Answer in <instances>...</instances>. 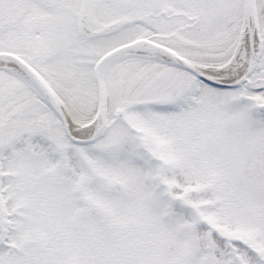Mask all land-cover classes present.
Instances as JSON below:
<instances>
[{"label": "snow or ice", "instance_id": "1", "mask_svg": "<svg viewBox=\"0 0 264 264\" xmlns=\"http://www.w3.org/2000/svg\"><path fill=\"white\" fill-rule=\"evenodd\" d=\"M0 264H264V0H0Z\"/></svg>", "mask_w": 264, "mask_h": 264}]
</instances>
